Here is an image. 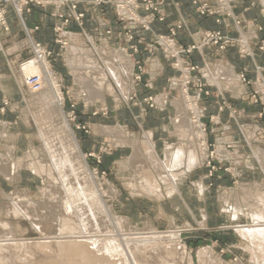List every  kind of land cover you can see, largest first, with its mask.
<instances>
[{
  "label": "bare ground",
  "instance_id": "1",
  "mask_svg": "<svg viewBox=\"0 0 264 264\" xmlns=\"http://www.w3.org/2000/svg\"><path fill=\"white\" fill-rule=\"evenodd\" d=\"M8 4L14 6L11 1ZM21 7L17 5L16 10L19 12ZM96 45H70L67 62L72 76L91 104L96 101L120 106L132 98L135 63L127 52L110 48L106 39L101 47ZM243 47L248 49L247 45ZM39 50L35 59L22 66L19 84L28 83L33 77L41 79L40 89H31L30 103L36 106L31 114L42 145L39 148L30 145L29 152L22 156H16L14 146L6 145L7 153H0V167L5 178L16 183L23 179V170L33 172L43 180L40 188L43 198L35 200L30 193L29 198H21L15 193L10 202L1 204L7 220L0 221V264H183L186 259L189 264H196L181 239L182 230L159 232L152 223L139 229L127 215L118 214L109 206L107 197L114 199L117 189L109 186L108 190H102L96 181L97 175L88 165L83 148L63 115L56 80L49 66H44ZM235 73L233 68L217 64L212 77L221 91L231 90L235 94L240 92L238 85L242 82ZM172 86L175 88L176 84ZM185 89L181 88L180 96L172 98L174 113L165 126L176 142H167L162 151L153 130H147L141 138L126 134L124 129H102L115 144L126 146L132 153L125 160L128 163L122 162V168L132 178L127 186L133 197L157 200L161 209L167 201L177 198H181V206H187L190 196L184 195L183 184L186 178L197 174L207 157V135L200 122L201 113L193 107L194 102L186 96ZM169 99L161 100L162 106ZM9 136L7 133L6 138ZM219 153L227 156L225 151ZM253 155L264 171V150L259 147ZM258 182L242 185L235 196L223 197L228 207L223 206L225 211L221 212L229 214L233 221L230 224L246 243L243 249L250 254L251 262L264 264V183ZM195 185L198 199L205 198L208 192L205 180H198ZM201 216L205 221L210 218L206 211ZM198 218L200 221L201 217ZM241 218L249 221L241 224ZM9 219L28 220L42 237L16 238V223ZM198 258V264H227L215 257L211 247H201Z\"/></svg>",
  "mask_w": 264,
  "mask_h": 264
},
{
  "label": "rangeland",
  "instance_id": "2",
  "mask_svg": "<svg viewBox=\"0 0 264 264\" xmlns=\"http://www.w3.org/2000/svg\"><path fill=\"white\" fill-rule=\"evenodd\" d=\"M189 1L194 7V10L198 16L212 17L215 23L218 25L224 23L226 19L233 16L232 5L234 3V0H214V3L212 2V0ZM260 2V13L264 19V1L260 0ZM20 4L23 5L19 11L22 16H20L18 10H16L14 6L8 3L5 4L3 2H0V12L4 10V22H0V30L7 34L11 31L7 20L8 7H12L23 29L19 32V35L16 40L13 41L16 43L18 42V49L21 52L20 61L17 63V76H19V79L21 80L22 74L20 71L22 66L25 63L35 59L36 51L40 49L39 51L41 52L40 55L43 56L44 66H49L50 72L56 80V86L58 88L57 93L59 98L61 99L60 105L63 109V115L69 120L72 130L74 131L77 140L80 142L81 147L83 148V151L88 161V165L90 166L91 170L96 173L98 178L96 181L99 183L102 190H108L109 186H113L117 189V194H115L114 199L110 198L111 196L107 197L108 202H110L109 206H111V208H114V211L116 213L121 215H127V217L130 218L132 225L135 227L137 226L139 229H144L146 224L152 223L158 229L159 232L182 230L181 239L187 245L188 253H192L191 255L193 256L194 261L196 260V264L199 263L198 250L201 247H211L214 251L215 257L221 258L227 264H255L251 262L250 254L244 251L243 247L246 243L240 236L237 235L235 229L233 228L234 226L230 224V222L233 221H231L229 214L221 215L222 212L225 211L223 206L228 207L227 204H224L223 197H225L226 195L235 196L236 192L240 190L242 185H254L255 182H258L256 180L257 176L253 173H248V175L244 177L245 180L241 181L238 178L237 171H235V169L238 168L235 166V164L237 163L234 164L231 161L229 162L224 160L223 158L225 157H223L218 152L219 147L217 148L216 145L215 135H223L221 123L218 124L217 121L218 118L222 119L228 109H230L233 113L236 114L238 111L236 110V105L234 103L222 98L217 100L216 110L218 113H214L215 108L213 109V107L215 106V100L213 98V91L209 87V84L202 77V67H200V65L196 63L194 59H192V54L198 49L201 50L202 48H208L213 49L216 52H223L234 46L238 48L239 57L241 59H246L247 57L252 55V50L250 48L249 43L250 36L252 35L249 36L243 34L240 38L235 39L230 35L224 33L220 29H204L196 36V40H194L192 43L184 45L179 42L178 44V31L182 30V28L184 27V23L182 21H176L173 25L169 27V33L163 34L155 32L150 25L151 20L149 21L147 19L150 15L153 20H158L160 22L165 21L164 15L161 14L163 0H26L20 2ZM105 6L112 9V11L115 12V14L117 15L116 21L119 22V25H121V31L118 34H114L112 28L107 26V29L103 31L104 33L102 36L98 37V35L96 36L91 34L80 35L79 31L84 29L88 11H92L94 13L93 7L96 8ZM35 8L43 11H50V14L48 16H50V18L52 19V25H50L49 28L51 29V34L48 36L46 34V36L44 37V42L40 41L37 36L40 35L38 33L43 29L44 22L47 21V19L45 18L47 17L45 15V12H42L41 15L35 19L34 23L29 22L26 18V15L32 14L33 9ZM130 11L134 12L131 13ZM145 12L146 14H148L143 15ZM43 14L44 16H42ZM235 24L239 25L241 24V22L236 21ZM143 26H148V30L144 29ZM138 31L150 33L151 38L147 43L148 49L152 51L157 50L162 52V54L170 62L171 68L177 72V75L175 74L169 79V85L171 86L173 83L178 84L179 90L181 88H186L184 90L187 91L186 96L191 98V101L194 102L193 107H196V110H199V112L201 113L200 122L201 125L204 126V131L207 135V157L204 163L202 164V167L197 169V174L195 176L191 175L186 178L183 184V189L184 191H186L187 189L193 190L196 196L197 194L195 182L198 180H205L210 198L208 197L205 200V198L202 197L199 202L205 205V207L196 209L193 207V205L197 206V201L195 200V202L194 200H191V195L189 192V200L193 205H189L190 202L188 200L187 206L182 205L181 207L183 209L185 208L188 213L190 212L191 218L195 221V223H198V226L192 224L191 220L189 219L185 220L184 222H181L180 219L177 218L175 221L173 215H169L168 218L170 219L171 217L170 220H164L165 217H163V220L160 221L157 215L156 207L154 205L156 204V206H159V209H161L160 203L157 200H153L152 198H150V200H152V202L154 203H152L151 205L148 204V201L143 200L144 197H133V194L127 186L128 182L132 178H130L129 173L125 172L126 168L125 170L124 168H122V164L125 162L128 163V158H130L132 153L130 154L129 148L123 145L121 146L120 144H115L111 140L110 136H106L104 135V133H102L103 128H116L122 130L124 129L123 131H125L126 134L130 133L132 135H135L136 137L140 136L141 138H144L143 136L147 132V130H153L156 132V142L158 143V148L161 149L160 151H162V146L165 143L176 142L175 138L170 133L168 134L166 132L165 126L168 125V122H165V126L162 127V130H165V133L168 134L169 139L165 138V140L163 139L161 143L158 142L159 134L155 128V122H152L154 124H145L143 127H141L143 128V130H141V128H136L132 125V118L135 117L128 112L130 111L129 106L133 107L146 105L150 108H154L156 106L155 95H149L145 98L140 99L138 96L136 97L133 94L130 101L126 100L122 104L125 106V111H128L123 112L122 110H120L122 112L120 113L121 117H119L118 114H116L115 112H111V110H113L116 106H113L114 104H111L110 102H107L106 105H104L98 104V102L94 101L91 104V102L87 98L85 99V97L82 95V90H80V88L77 86V83L75 82L72 73L71 79L75 83L71 82L68 77L65 76V73L63 71V63L67 61L70 43L87 47H94L96 43V47H101L103 40L107 39L106 37L114 35L117 37V42H120L121 40L125 39L126 42L130 43V52L124 47H115L114 45L109 44L110 48L116 49V51H125L128 53L129 57L132 58L133 54H138L140 52V45L142 44L141 40L143 37L138 34ZM72 32H76L77 36L74 37L71 34ZM244 45H247L248 49H245L243 47ZM6 46L5 49H8L10 43ZM257 47L260 52L264 53V37L258 41ZM97 58L98 60H100L99 56H97ZM134 63V79L136 80L135 83H141L144 86L148 87V83H143L144 75L146 74L145 63L143 62V60H136V62ZM60 67L62 69L61 72L58 71L60 70ZM69 68L71 71L70 65ZM199 74L200 77H198ZM239 76L241 78L242 83L250 87L251 89L259 81V79L253 80L248 77L246 70H243ZM179 80L180 82H178ZM40 85L41 79L38 77H33L29 79L28 83H25L23 81L22 86L25 94V105L23 106L24 110L21 119L23 123L25 122L26 126H19V123L17 124L16 122H12V125L14 126L17 124L18 128V130L15 131V136L21 139L19 142L21 145L20 148H18V150L16 151V156H22L29 152L32 145L36 148H39L42 145L41 140L37 135V125L34 122L31 114L35 111V108L33 107L36 106L30 103L32 99L31 89H40V87L42 86ZM260 85L261 88L264 90V82H261ZM184 94L186 93L184 92ZM167 97L170 98V96ZM11 102L12 101L10 99H5L0 104L1 115H5L11 110ZM245 106L247 108H250V106L255 108V110L253 111L254 113L252 114L255 116V122H259L260 128L258 131V137L264 139V99L262 98L261 93L256 92L250 95L248 102ZM210 111L211 114H209ZM142 115L144 117L145 114L143 113ZM138 117L140 118H138V120H140L141 122L142 117L140 115H138ZM228 118L233 119L234 115L229 114ZM112 119L115 120L112 121ZM145 120H147L146 115ZM154 120L155 118L153 117L152 121ZM227 122L229 123V120H227ZM96 126L97 128H100L99 130L100 133L103 134V138L100 139L99 137L95 141L94 135L96 133ZM228 126H231V124H229ZM7 133L10 135V133L7 131H5L4 135H6ZM4 135L2 134L3 137ZM29 138L32 141L30 140L31 146L28 148L27 141ZM10 139L14 140V136L12 134ZM7 146L12 147L10 145ZM224 147L229 151L235 149L234 144H228ZM3 148L4 143L2 142V146L0 147V153H7L6 151L8 147L5 149V152L3 151ZM250 166L251 165H249V167ZM251 169L252 168H250V170ZM249 172L255 171L251 170ZM4 178L5 176L3 175L2 168L0 167V206L4 202H10L12 196L15 195V193L18 196H21V198H29L30 193L32 198H34L35 200H42L41 197L43 198V195L40 191V188L43 187V180L36 176L30 170H23V179L19 183L10 182L6 178ZM258 183H260V180ZM1 193L4 196H2ZM186 194L184 192V195ZM144 199L148 200L149 198ZM44 200L47 203L50 202L47 199ZM180 200L181 198H177L174 201L172 200L173 206H176L175 201H178V203L182 204ZM216 203L217 206H219L220 208L221 214L216 213L215 216L220 217L221 222L218 224V226H209L208 222L210 218L208 219V221H205L204 218H202L201 213L205 211L208 212L206 205L209 207L208 209L213 211V205ZM59 205L60 204L57 203V210H59ZM166 206L167 204L163 206V209H161V211H166ZM179 208L180 207L178 205V209ZM198 217H201L200 221ZM3 219L7 220L0 209V221H2ZM11 221H14L16 223V238L38 239L42 237L40 232L37 231L34 226H32L31 222L29 223L28 220L12 219ZM247 221L249 220L241 218L240 222L241 224H245ZM183 264H189L188 260L186 259Z\"/></svg>",
  "mask_w": 264,
  "mask_h": 264
},
{
  "label": "crops",
  "instance_id": "3",
  "mask_svg": "<svg viewBox=\"0 0 264 264\" xmlns=\"http://www.w3.org/2000/svg\"><path fill=\"white\" fill-rule=\"evenodd\" d=\"M212 2L214 3V0H212ZM260 8V0H234V3L232 5L233 16L226 19L224 23L218 25L215 23L212 17L198 16L189 0H163L161 14L164 15L165 21L160 22L158 20H153L150 15L147 19L149 21L151 20L150 25L155 32L163 34L169 33V27L173 25L176 21H182L184 23V27L182 28V30L178 31L179 36L177 38V43L179 44L180 42L184 45H188L194 40H196V36L204 29H220L224 33L230 35L235 39L240 38L243 34L249 36L252 35L249 39L252 55H250L246 59H241L239 57V51L236 46L231 47L223 52H216L215 50L208 48H202L201 50L198 49L192 54V59H194L196 63H198L200 67H202V77L209 84V87L213 91V98L215 100V106L213 107V109L215 108L214 113H218L216 110L217 100L222 98L234 103L236 105V110L238 111L236 114L233 113L230 109H228L223 118H218L217 120L218 124L221 123L223 135H215V141L217 148L219 147V152L221 150L226 152V154H224L227 156H224L225 158L223 159L229 162L231 161L234 164L237 163L235 164V166L238 168H236L235 171H237L238 178L241 181L245 180L244 177L247 176L248 173H253L257 176V181L260 180V182L264 183V171L260 168V163L256 160V158H254L253 155L254 150L259 147L264 150V139L258 137V131L260 128L259 122H255V116L252 114L254 113L253 111L255 110V108L252 106H250V108H247L245 106L248 102L250 95H252L253 93H261L262 98L264 99V90L261 88L260 85L261 82H264V53L260 52L257 47L258 41L264 37V19L260 13ZM7 10V20L11 31L7 34L0 30V104L5 99H10L12 101V108L5 115L0 114V147L2 146L3 142V151H5L6 145H10L15 147L16 152L21 145L19 143L21 139L15 136V131L18 130L17 124L19 123V126L21 125L23 127L26 126V124L23 123L21 119L24 110L23 106L25 105V94L22 84H19V81L21 82V80L19 79V76H17V63L20 61L21 52L18 49V42L16 43L13 41L16 40L19 35V32L23 29L12 7H8ZM93 10L95 14L92 11H88L84 29L79 31L80 35L91 34L96 36L98 35L99 37L103 35V31L107 29V26L112 28L114 34H118L121 31V25H119V22L116 21L117 15L115 14V12L112 11V9L105 6L96 8L93 7ZM42 12H45V15L47 16L45 18L47 19V21L44 22L43 29L38 33L40 35H38L37 38L40 41L44 42V37L46 36V34L47 36L51 34V29L49 28L50 25H52V19L50 18V16H48L50 14V11L38 10L37 8H35L33 9L32 14L26 15V18L29 22L34 23L35 19L38 18ZM147 14L145 12L143 15ZM42 16H44V14ZM236 21H240L241 24L236 25ZM71 34L74 37L77 36L76 32H72ZM138 34L143 37L141 40L142 44L140 45V52L138 54H133L132 59L133 62H136V60H143V62L145 63L146 74L144 75L143 83H148V87L136 82L134 83L133 94L136 97L138 96L140 99L145 98L149 95H155L156 106L154 108H150L146 105L133 107L129 106L130 111H127L135 117L132 118L133 121L131 122L132 125L136 128H141L145 124H154L152 122H155V128L159 134L158 142L161 143L163 139H169L168 134L165 133V130H162V127L165 126V122L171 121V115L174 113L172 98L174 96H180L178 84H176L174 88V86H172L174 83L171 86L168 83L169 79L173 75H177V72L171 68L170 62L162 54V52L157 50L152 51L148 49L147 43L151 38L149 32L145 33L143 31H138ZM106 38L108 39L109 44L114 45L115 47H124L130 52V43L126 42L125 39L121 40L120 42H117V37L114 35ZM9 43V48L5 49V46ZM217 64H222L224 66L233 68L234 73L237 72L235 74L238 75H240L243 70H246L248 77L253 80L259 79V81L256 85L252 87L253 90L250 87L244 85L242 82H240L238 85V88L240 89L239 93L235 91L236 93L233 94L231 90L221 91L215 85V79L212 77L213 68ZM63 66L65 76L68 77V79L74 83V81L71 79V71L67 61L63 63ZM61 70L62 69L60 67V70L58 71L61 72ZM198 77H200V74L198 75ZM167 96H170L171 99H169V103L167 105L162 106L161 100L165 99ZM120 110H122L123 112H127L125 111L124 105L114 107L111 112H115L116 114H118L119 117H121L120 113L122 111ZM143 113L147 116V120H145V115L143 117ZM209 114H211V111L209 112ZM229 114L234 115V118H228ZM138 115L142 117L141 122L140 120H138ZM153 117L155 118L154 121H152ZM114 120L115 119H112V121ZM227 120H229V123L227 122ZM12 122H16L17 124L13 126ZM229 124H231V126H228ZM141 130L143 129L141 128ZM5 131L9 132L10 135L12 134L14 136V140H11L10 138L7 139L5 137L6 135H4ZM2 134L4 135V137L2 136ZM94 137L95 141L99 137L100 139L103 138L97 126ZM30 140L31 139L29 138L27 141L28 148L30 147ZM228 144H234L235 149L232 151L226 149L224 146H227ZM229 154H231L232 157L229 158ZM249 165L251 166L249 167ZM250 168H252L251 170L255 172H249L251 171ZM184 192L185 194H188L190 192L191 200L197 201V206L191 204L190 200L189 205H193V207L196 209L205 207V205L200 203V200H198L197 197L194 195L193 190L187 189ZM208 197L210 198L209 191L207 193V196L205 197V200ZM143 200L148 201V204L151 205L153 203L150 199L147 200L143 198ZM167 202L168 203L165 209L168 212L164 210L161 211L159 207L153 203L156 207L157 215L160 221L163 220V217H165L164 220H170L168 218V215H173L175 216V221L177 218H179L181 222H184L185 220L189 219L191 220L192 224L198 226V224L195 223V221L191 218L190 212L188 213L185 208L178 209V205L179 207H182L181 204L178 203V201H175V207L177 208L173 206V202ZM213 206V211H211L206 205L207 211L210 215L208 225L218 226V224L221 222V218L216 217L215 214H221L220 208L219 206H217V203Z\"/></svg>",
  "mask_w": 264,
  "mask_h": 264
},
{
  "label": "built area",
  "instance_id": "4",
  "mask_svg": "<svg viewBox=\"0 0 264 264\" xmlns=\"http://www.w3.org/2000/svg\"><path fill=\"white\" fill-rule=\"evenodd\" d=\"M9 1H11L12 3H13V5H14V7L16 8V6L17 5H22V4H20V2H22V1H26V0H0V2H3V3H8ZM23 6V5H22ZM131 13H133V12H131ZM0 22L2 23V22H4V10H2L1 12H0ZM144 27V29H146V30H148L147 28H148V26H143ZM220 36V35H219ZM220 38V37H219Z\"/></svg>",
  "mask_w": 264,
  "mask_h": 264
}]
</instances>
